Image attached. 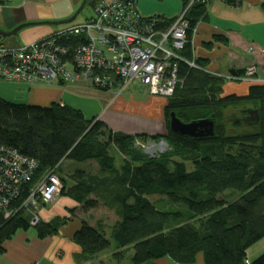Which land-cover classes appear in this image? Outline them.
<instances>
[{
    "label": "trees",
    "instance_id": "trees-1",
    "mask_svg": "<svg viewBox=\"0 0 264 264\" xmlns=\"http://www.w3.org/2000/svg\"><path fill=\"white\" fill-rule=\"evenodd\" d=\"M181 1L185 7L191 0ZM210 1L195 0L188 12L189 44L182 56L200 68L179 63L182 83L168 99L165 135L129 136L108 129L97 119H86L79 109L67 104L45 108L21 105L0 95V149L15 150L39 164L33 181L21 187L9 206L15 214L6 220L0 214V254L20 230L33 227L30 214L21 207L37 181L51 170L57 168L59 172L64 161H94L101 174L83 170L72 173L68 180L63 178V194L85 211L96 208L104 196L109 205L119 208L121 219L113 226L111 237L118 249L133 251L131 264H159L161 260L175 264H250L248 250L264 239V83H246L250 86L246 96L223 97L222 87L227 81L204 71V64L193 59L192 33ZM221 1L233 7L241 3ZM76 44L70 40L66 45L75 48ZM245 71L240 70L238 76ZM249 109L259 111V122L246 121ZM171 113L185 124L212 119L216 124L214 136L194 139L174 133L169 126ZM138 138L165 139L170 150L152 159L136 147ZM112 147L123 158L120 167L111 154ZM227 191L239 196L227 202L220 197ZM158 195L164 198V207L151 199ZM67 220L57 217L50 223L40 222L34 229L39 238H49L57 235ZM81 224L73 240L86 256L111 247L104 229L87 221ZM121 253L117 252L116 258ZM251 264H264V254Z\"/></svg>",
    "mask_w": 264,
    "mask_h": 264
},
{
    "label": "crops",
    "instance_id": "crops-1",
    "mask_svg": "<svg viewBox=\"0 0 264 264\" xmlns=\"http://www.w3.org/2000/svg\"><path fill=\"white\" fill-rule=\"evenodd\" d=\"M83 1L7 0L0 3V28L9 33L20 25L30 24V22L61 21L72 17ZM99 1L101 0H90L88 4H92L94 9ZM160 1L165 2L164 0H139L138 11L147 18L158 16L170 21L183 11V3L181 8L170 11L164 9V4L160 5ZM240 2L237 7L230 6L221 0H212L207 4L205 16L198 21L192 36L193 59L202 62L205 70L222 74L235 72V75H238L240 70H246L249 65L254 64L258 69L259 77L264 78V0H240ZM63 27L30 26L20 30L16 36L3 38L0 35V44L17 49L51 36ZM12 82L18 85L19 90L11 95L12 97L1 94L11 103L44 108L55 103L67 104L79 109L86 119H99L107 125L108 129L129 136L140 134L149 136L146 129L156 124L163 125L165 130L167 128L165 109L168 106V99L150 95L143 85L141 86L144 88L129 87L126 90L127 93L115 99L113 92L98 90L82 82L71 84L59 80L52 84L33 86L24 82L8 83ZM249 87L244 82L241 84L226 82L222 87V96H246ZM166 132L160 134L165 135ZM89 163L91 162L82 164ZM65 164L64 161L61 167L65 174L75 167L72 161H69L68 165ZM65 166L68 170L63 171ZM83 171L86 172V169ZM94 173H96L94 175L101 174L98 164ZM71 174L69 173L68 176L70 177ZM67 204L74 208L79 206L73 200L67 201ZM67 209L69 208H43L42 222L50 223L55 216H65L64 210ZM50 211L52 217H50ZM81 225L79 220L72 219L60 228L57 235L45 239L39 238L37 230L33 227L28 231L20 230L5 244L4 253L0 254V264H123L124 261H121L123 256L120 255L114 259L115 252L111 249L93 257L86 256L73 240L74 234L81 229ZM114 249L122 253L128 251V249H118L116 245ZM158 263L175 264L170 260H161Z\"/></svg>",
    "mask_w": 264,
    "mask_h": 264
},
{
    "label": "built area",
    "instance_id": "built-area-1",
    "mask_svg": "<svg viewBox=\"0 0 264 264\" xmlns=\"http://www.w3.org/2000/svg\"><path fill=\"white\" fill-rule=\"evenodd\" d=\"M194 1H189L170 21L165 17L142 16L137 7L139 0H101L95 5L94 16L83 23L66 25L51 36L17 49L0 44V81L31 86L59 80L71 84L88 81L103 91L120 92L139 83L150 95L170 99L182 83L179 63L200 68L182 56L189 44L191 27L187 15ZM195 31L196 28L192 36ZM70 40L78 42L75 48L66 45ZM204 71L227 82L264 83L254 64L240 76ZM137 140L138 147L141 139ZM151 149L147 156L152 159L170 150L165 139ZM38 166L15 150L0 149V214L5 220L15 214L9 206L19 196L21 187L33 181ZM62 190L57 168L32 186L21 207L30 214L32 226L41 222L40 207L55 203Z\"/></svg>",
    "mask_w": 264,
    "mask_h": 264
},
{
    "label": "rangeland",
    "instance_id": "rangeland-1",
    "mask_svg": "<svg viewBox=\"0 0 264 264\" xmlns=\"http://www.w3.org/2000/svg\"><path fill=\"white\" fill-rule=\"evenodd\" d=\"M164 1L165 2L160 1V5L164 4V9L172 11V10L179 9L182 7L181 0H164ZM94 12L95 11L93 9L92 4H87L84 7V11L76 19L77 20L76 22L77 23L85 22L86 19L92 18L94 16ZM55 28H59V27L55 26ZM78 82H82L85 85H87V84L91 85V83L88 81H87V83L83 82V81H78ZM9 83L6 81H0V95L2 94L5 97H10L14 93H16V91L19 90V87L17 84H15L13 82L11 84H9ZM92 86L95 87L94 85H92ZM130 88L134 89V88H144V87L141 86V84H139V83H133V84H131ZM96 89H98V88H96ZM126 90L127 89H124L120 92V90H118V89H113L110 91L113 92V95H115V99H116V98L121 97L122 94L127 93ZM110 91H108V92H110ZM119 94H120V96H119ZM146 130H147L146 132H148L147 134H149V136H155V135H158L155 133H159V134L164 133L165 131H167V128L165 130V128H163V125L156 124L155 126H152ZM152 134H155V135H152ZM140 135H142V134H140ZM160 135H163V134H160ZM152 140L153 139L148 138V139H142L139 142L138 149H140L146 156L148 155V153H150L152 151L151 147L155 146L156 144L157 145L160 144L163 139H156L155 141L153 140L154 142H152ZM137 141L138 140H136L135 143ZM165 142H166L167 147L169 148L170 146H169L168 142L167 141H165ZM111 150H112L111 154L114 155L116 158L117 167H120L123 163V161H122L123 158H122L121 154L114 147H112ZM168 151H169V149L163 153L158 154L157 158L161 157L163 155H166ZM65 163H66L65 165H68L69 161H65ZM73 163H75V162H73ZM96 164H97V162H94V161H91V163H89V164L75 163V167L72 168L69 171V173L71 174V173H74L76 171L86 169V172H88L89 174H91V173L96 174V173H94V172H96ZM188 166H189V169L192 168V165L190 163ZM65 170H68L67 166L64 167L63 171H65ZM69 173L65 174L64 172H62V170L59 171V174L61 177V184L63 185V190L60 193V198L56 201L57 203L55 202L53 204H49L48 206H45V207L41 206L40 207V209L38 210V215H39V218L41 219V222L44 219V218H41V212H42L43 208L44 209H46V208L54 209V207H57L58 209H60V208L65 209L66 207H68L69 209L64 210V213L66 212L64 214L65 216H55L51 219V221H53L57 217H59V218L64 217V218H68L67 221H70L72 219H77L81 223H82V221H87L89 224L99 228L100 230L104 229V232L106 233V237L109 238V240L111 241V247L109 249H111L115 252L114 253V259H115L116 258L115 255H116L117 251H116V249H114V247H115L116 243H115L114 239L111 237V230H112L113 226L115 225V223L121 219L119 214H118L119 208L117 206L113 207V206L109 205V199L107 196H104L103 199L102 198L98 199L97 207L93 210H90V211H85L84 206H81V205H79L76 208L72 207V205L69 206L67 204V201L70 202L73 199L68 198L65 194H63L64 187H65V185L63 184V178L65 177L64 179L68 180L69 179V176H68ZM68 185L70 186V184H68ZM65 192H68V190H65ZM238 196H239V193H237V192L227 191L223 195H221L220 197L222 199L227 200V202H233V201H235V199ZM92 198L97 199L94 195L92 196ZM151 199L155 203H157L160 207H164V205H165L164 198L161 195L152 196ZM71 209H74L75 211H71ZM50 215H51V211H50ZM52 216L53 215H51L50 217H52ZM33 228H34V226H33ZM133 254H134L133 251H131L129 249H128V251H124L123 253H121V256H123V260H121V261H124L123 264H131ZM262 254H264V239L259 241L258 244L254 245L253 247H251L248 250V261H249V263L251 264L253 261L258 259L259 256H261ZM118 256H120V255H118Z\"/></svg>",
    "mask_w": 264,
    "mask_h": 264
},
{
    "label": "water",
    "instance_id": "water-1",
    "mask_svg": "<svg viewBox=\"0 0 264 264\" xmlns=\"http://www.w3.org/2000/svg\"><path fill=\"white\" fill-rule=\"evenodd\" d=\"M89 3V0H84L81 6L78 8V10L73 14L72 17L63 19L61 21H52V22H41V23H34L30 22V24H23L20 25L17 29L14 31H11L9 33L4 32L0 28V35L3 38H9L10 36H16L18 35L19 31L25 28H30V26H41V25H49V26H57V27H63L66 25L74 24L76 22L77 18L80 16V14L84 11V7ZM234 75L235 72H232ZM246 121L247 122H259L260 121V113L257 109H249L246 111ZM171 130L174 133H178L182 136L191 137L194 139L199 138H208L210 136H214V131L216 124L212 119L209 120H199V121H193L189 122L188 124L183 123L177 115L174 113H171V119H170V125Z\"/></svg>",
    "mask_w": 264,
    "mask_h": 264
},
{
    "label": "bare ground",
    "instance_id": "bare-ground-1",
    "mask_svg": "<svg viewBox=\"0 0 264 264\" xmlns=\"http://www.w3.org/2000/svg\"><path fill=\"white\" fill-rule=\"evenodd\" d=\"M167 19V18H166ZM189 22V21H188ZM195 63V62H194ZM195 65H196V63H195ZM191 68H193V67H191ZM232 75H234V74H232ZM160 148H164V145H161L160 146Z\"/></svg>",
    "mask_w": 264,
    "mask_h": 264
}]
</instances>
